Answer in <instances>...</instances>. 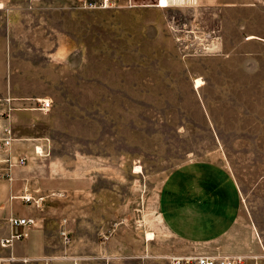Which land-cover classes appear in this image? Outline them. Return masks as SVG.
<instances>
[{
  "label": "rangeland",
  "instance_id": "obj_1",
  "mask_svg": "<svg viewBox=\"0 0 264 264\" xmlns=\"http://www.w3.org/2000/svg\"><path fill=\"white\" fill-rule=\"evenodd\" d=\"M160 3L167 8H128L125 0H109L106 8L102 0H0V38L8 34L14 73L30 76L32 90H42L38 77L45 70L73 87L88 79L119 88V96H134L135 87L143 93L173 87L168 98L154 99L165 103L121 97L113 99L120 103H55L30 116L14 112L12 136L33 145L23 166L30 168L13 170L15 213L38 211L52 255L75 257L72 264H169L171 256L201 254L264 264V97L261 89L248 96L245 88L249 71L263 64L254 53L264 43L246 38L264 39V0ZM159 19L174 42L169 57L166 42L162 50L139 39L138 23ZM37 102L19 108L38 109ZM190 165L200 167L196 194L199 185L220 186L217 167L236 183L240 216L222 240H183L161 216L169 176Z\"/></svg>",
  "mask_w": 264,
  "mask_h": 264
},
{
  "label": "crops",
  "instance_id": "obj_2",
  "mask_svg": "<svg viewBox=\"0 0 264 264\" xmlns=\"http://www.w3.org/2000/svg\"><path fill=\"white\" fill-rule=\"evenodd\" d=\"M143 7L155 6H140V8ZM138 24L143 27V32L139 34L140 41L150 40L151 47L162 50H164L162 43L166 42V57H169V50L173 54L174 42L164 30L161 19L158 22L144 20L141 24ZM7 36L8 34L5 32L4 36L0 38V130L8 128L12 133V130L15 128L16 114H18L14 112H27L26 115L28 116L36 114L35 111L42 113L43 111L32 107L19 108V106L23 105L30 106L34 104V101L38 100H49L50 105L55 103L81 105L120 103V101L113 99L138 97L141 99L138 101L139 103H165L168 100L161 101L154 99H166L173 93L172 86H162L161 89L154 90L155 92L151 91L147 93L142 92L143 88L135 87L134 96L128 92H124L122 96H119V88L108 86L98 87L95 84L88 83V79L86 83L80 82L79 85L73 87L69 85V78H58L48 70H45L38 77L42 90L34 91L30 87V76H28L29 80H20L14 73V56L10 51ZM246 40H259L264 43V39L257 38L256 36L251 39L246 38ZM169 44L171 45L170 48L168 47ZM254 54V57L263 58V64L261 67H255L254 65L253 70L249 71L245 88L248 91V96L251 94L254 96L260 94L258 90L261 89L262 96L264 97V49L260 53ZM158 71L168 74L171 70L168 68H160ZM165 78L166 80L168 79L167 76ZM81 80H84V78L81 77ZM100 98H110L112 100H98ZM252 120L254 121L253 118L248 121L252 122ZM241 125L242 123L239 124V126ZM247 133L256 135L255 132ZM261 136H264V128L262 129ZM12 137L11 150L14 156L25 154L29 156L32 153L30 151L33 145L30 143L28 145H22L18 143L19 138L14 137V134ZM15 168L19 169L22 167L11 168L8 176L4 175V171L0 170V239L8 237L10 234L26 232L25 228L13 227L9 222L10 217L32 218L34 219V224L27 230L26 237L13 240L9 247H0V264H15L7 261L9 256L28 258L33 261L32 263L37 264H39L37 260L42 258H51L52 264L59 261L72 264L73 260H77L75 257L68 259V261L66 258L58 259L52 255L53 250L50 247L46 231L41 229L39 225L40 219L38 218V211H31L29 208H24L20 215H16L13 202L14 196L16 195V181L13 177V170ZM26 168H30V166L23 167L22 170ZM199 168L194 165L186 166L182 170L176 171L169 176L166 183L168 192L160 196V211L161 216L164 218L166 225L172 233L183 240L202 244L222 240L236 229V223L240 216L241 197L235 181L222 167H217L218 169L214 170L217 176L221 177L220 186L216 185L212 191L210 188L199 185L198 189L200 192L198 194L192 192V188L201 183L194 184L197 176L201 179ZM179 179H182L181 188L180 184H178ZM178 185L179 188H177ZM91 264H97V262L93 261Z\"/></svg>",
  "mask_w": 264,
  "mask_h": 264
},
{
  "label": "built area",
  "instance_id": "obj_3",
  "mask_svg": "<svg viewBox=\"0 0 264 264\" xmlns=\"http://www.w3.org/2000/svg\"><path fill=\"white\" fill-rule=\"evenodd\" d=\"M103 7L107 4L109 0H102ZM161 0H125V7L133 8L137 6L152 5L158 8L162 7ZM148 2V3H146ZM169 7V6H168ZM179 39V38H178ZM38 109L41 111H47L50 108L49 100H38ZM12 142L13 137L11 130L8 128L0 130V170L4 171V175H9L11 168L13 167H23L27 162V157L25 155L14 156L12 154ZM24 201L28 202L29 197L23 198ZM9 222L13 227L25 228L26 232L10 234L8 237H3L0 239V247L6 248L11 246L13 240H19L27 236V230L30 226L34 224V219L32 218H16L10 217ZM60 237L63 244H68L70 242L69 232L67 230L60 231ZM9 263L15 264H31L33 261L28 258H15L9 256L7 258ZM241 261V256L236 255H226V254H216V255H183V256H171L169 258V264H239ZM39 264H52L51 258H42L37 260Z\"/></svg>",
  "mask_w": 264,
  "mask_h": 264
},
{
  "label": "bare ground",
  "instance_id": "obj_4",
  "mask_svg": "<svg viewBox=\"0 0 264 264\" xmlns=\"http://www.w3.org/2000/svg\"><path fill=\"white\" fill-rule=\"evenodd\" d=\"M108 6V4L104 5V8H106ZM249 39L254 38V36H249ZM202 82L198 79L195 81V87L198 88L199 86H201ZM135 169H137L135 172H139V167H136ZM148 239H152L151 235H148Z\"/></svg>",
  "mask_w": 264,
  "mask_h": 264
}]
</instances>
